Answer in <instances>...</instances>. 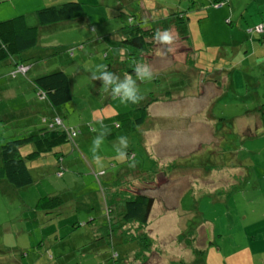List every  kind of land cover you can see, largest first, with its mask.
I'll return each instance as SVG.
<instances>
[{
  "label": "rangeland",
  "instance_id": "obj_1",
  "mask_svg": "<svg viewBox=\"0 0 264 264\" xmlns=\"http://www.w3.org/2000/svg\"><path fill=\"white\" fill-rule=\"evenodd\" d=\"M66 1L82 3L85 14L40 26L36 46L19 57L33 63L25 77L65 70L72 99L56 110L13 92L0 101V112L9 117L2 121L0 116V144L14 131L28 133L41 126L46 113L58 112L60 127L68 131L66 142L27 162L30 185L16 189L0 183V262L19 258L6 248L29 251L42 234L48 258L33 264H264V123L255 121L258 113L252 112L264 106V53L256 61L248 57L246 46L252 42L244 32L258 25L252 19L246 24L242 17L249 10L257 19L260 1L248 0L246 9L238 0L216 5L210 0H0V21L24 15L29 26L37 25L38 9ZM148 2L155 9L146 10ZM177 10L190 12L188 33L174 23ZM137 24L149 32V44L138 59L130 54L135 46L123 41ZM158 29L174 36L171 45L154 40ZM182 39L196 41L199 59L197 51L183 48ZM254 41L258 47L263 40L257 36ZM217 58L218 63H211ZM135 63L156 73L152 80H137L143 97L138 104L122 105L92 79L90 70L100 64L121 79L126 74L136 79L128 71ZM2 65L9 63L0 70ZM219 69L228 75L227 83ZM3 81L8 80L0 75ZM7 83L17 85L15 80ZM167 92L172 98L153 103L151 118L142 126L134 123V115L129 124L119 117ZM207 109L236 116L235 122L219 121L216 134L213 120L201 111ZM247 110L252 113L245 116L250 120L245 130L239 115ZM103 132L97 154L104 171L98 173L91 148ZM119 137H127L125 151L136 161L134 168L116 159ZM240 159L243 166H232ZM125 190H143L154 200L147 224H136L149 238V257L142 254L134 229L120 231ZM57 194L64 203L52 214L35 209L38 199ZM6 228L15 233H4ZM137 248L140 256L134 260ZM30 255L22 257L24 263Z\"/></svg>",
  "mask_w": 264,
  "mask_h": 264
},
{
  "label": "trees",
  "instance_id": "obj_2",
  "mask_svg": "<svg viewBox=\"0 0 264 264\" xmlns=\"http://www.w3.org/2000/svg\"><path fill=\"white\" fill-rule=\"evenodd\" d=\"M225 1L226 0H210L209 2L213 5H216ZM153 2H148L149 4L147 5L146 10L155 9L156 5ZM193 2L194 0H191V3ZM139 4L137 7H139ZM172 13H174L175 15L174 23L176 24V26L185 28V31L188 33L189 26L186 27L185 22H188L191 17V15H188L190 12H188V10L187 12L177 10ZM84 14L85 11L82 3L78 1H66L58 4H51L38 9L36 11L37 25L29 26L26 23L24 15L14 16L0 21V65L5 62L9 63V74L7 75L6 79L10 82L9 77L11 75L12 77L10 78L14 77L12 80H15V83H17L18 86H22L23 83L29 84L24 88H19V90L16 88L15 91H17L13 92L15 93V95L24 94L25 96H22L28 102H30V100H33L34 102L41 101V103H47V105H50L53 108L52 110H56L57 107L69 102L72 99L73 93L70 78L65 70L54 69L43 74L34 76L28 75V77H25L23 76V74L28 73L33 63L26 60L25 58L19 57V54L28 51L36 46L40 26L60 21L77 19L82 17ZM132 16L134 15L130 14L129 21L132 20ZM140 19V22H143L141 17ZM149 29L152 28L149 27ZM186 32L183 33L184 36L186 35ZM148 33L149 32L148 30H146L145 26L139 27L137 24L135 28L131 29L130 35L123 39L124 42L131 43L135 46L134 51L130 54L135 55L137 59L140 53L146 51L145 49L147 48V44H149V40L147 38ZM257 34H261V32ZM189 37L190 35L187 34L186 38L189 39ZM194 42L196 41L194 40ZM195 45L197 46L196 43ZM198 48V46L195 49L193 48L191 52L196 53L197 51V58L199 59L198 51L200 49ZM220 59L221 58H217L211 61V63L216 64ZM186 61L189 62L188 64H192L193 62V60L191 61L190 58L188 60L186 59ZM135 65H133L132 68H129L128 71H132L134 73ZM199 67L202 68L204 67V65H199ZM210 68L213 72L214 68ZM219 71L221 75L223 73L224 75H226L225 82L227 83L228 75L222 69H219ZM219 81L220 80L218 79L216 82ZM7 82H0V94L2 95L0 97L1 102H3L4 99H7L6 97H8V92L5 91L10 87V85H8ZM1 84H5V86H2ZM27 88L29 90H27ZM217 93L218 92H216L215 96H217ZM170 98H172L171 92H167L165 95H154L149 98V101H146L143 104L138 105V107H135L131 113H128L127 115H118H121L119 117H121V119L128 124L132 121V115H134V123L136 125L142 126L146 120L151 118V113H153L152 111H154L151 108L152 104L158 101H169ZM30 105L31 104H29V106ZM18 110L20 109H17L16 112ZM201 111L204 112L203 116L207 121L212 122L213 120L214 126L218 125L219 121H221L222 123L235 122L236 116H228L225 114H222V116L216 115L214 113V110L213 112H211L208 111V109ZM16 112L14 113L15 115ZM248 112H250V114L252 112L258 113L257 117L254 115L255 121L260 122V124L264 123V106H261L258 109H253L252 112L251 110H247L245 113H243L244 115L239 116H247ZM57 113L52 112V114H41L43 121H39L38 123L42 125L34 128L33 131H28V133H25L26 131L21 133H17L16 131H14L15 134L6 135V137H3V139H7L0 144V183L7 182L16 189L30 185L33 182V179L30 173V169L27 166V162L36 160L41 155L50 152L53 148L60 146L68 140V131L60 127L62 119ZM2 114L4 116L2 121L9 120L7 114L1 111L0 116H2ZM27 124L29 125L28 122ZM217 130L218 129L216 126L214 129V132L216 134ZM107 137L108 139H110L108 135ZM25 145H31L32 149L29 151H23L21 148ZM236 162L239 163V165L234 164L232 166L240 167L241 165H244L241 162V159ZM202 171H206V169ZM142 191L143 190H138L135 193H132L130 190H125L123 213H121L122 215L120 219V231L122 230L121 232L123 233V230H129L130 232L132 229H134V234H137L136 236L139 238V241H141L140 245L142 254H146L149 257L150 251L149 246L147 245V241L149 242V238L147 237V235H145L146 232L144 230L139 231L137 225L143 226L147 224L149 213L154 200L150 195L145 194ZM63 203L64 199L60 194L54 196H43L37 200L35 209L43 210L47 214H52L54 211L59 209ZM128 225L130 227H128ZM8 230L15 233L13 229L7 228L6 230H3V232L7 233ZM120 231L119 233H121ZM105 237L107 238L106 234ZM120 238L123 241L122 236ZM126 239L128 240L127 237ZM81 246L82 245H78L77 248ZM14 247L15 246H9V248L6 249L18 252L19 258H17V260L12 263L7 262L6 264H33L39 261L38 259L40 258V260H45L48 258L44 256V253L47 252L48 247L47 238L43 237L42 234L40 237H38L36 243L31 245V250L29 251H23V249L20 247H17L18 250H15ZM104 252H107L108 254V251L106 249L104 250ZM30 253L32 255H30ZM47 254L48 253H46V255ZM139 254L140 252L137 248L136 252L133 254L134 260H137V258L140 256ZM4 255L5 253H2L1 257H4ZM29 255L30 259H28V262L25 261L24 263V259L22 257L28 256L29 258ZM107 256L108 255H103V257ZM0 264L2 263L0 262Z\"/></svg>",
  "mask_w": 264,
  "mask_h": 264
},
{
  "label": "clouds",
  "instance_id": "obj_3",
  "mask_svg": "<svg viewBox=\"0 0 264 264\" xmlns=\"http://www.w3.org/2000/svg\"><path fill=\"white\" fill-rule=\"evenodd\" d=\"M154 40L158 43L171 45L174 41V36L168 30H157L154 36ZM172 49L169 48V51ZM92 79L101 81L102 91L109 92L113 99H118L122 105L127 106L128 104H138L143 97L139 93V88L137 85V80L141 82L149 81L155 78L156 73L153 72L151 67L145 63H138L135 65V77L133 79L131 75H125L121 79L118 75L107 70V66L100 64L95 66V70H90ZM95 130V129H94ZM105 133L103 135L96 136L93 139V145L91 151L93 153V160L97 165V172L103 173L104 167L102 163V158L97 154L98 150L103 144ZM119 148L115 147L117 152L116 159L120 163H127L130 168L136 166V161L131 159L126 154V149L128 147L127 137H119Z\"/></svg>",
  "mask_w": 264,
  "mask_h": 264
},
{
  "label": "crops",
  "instance_id": "obj_4",
  "mask_svg": "<svg viewBox=\"0 0 264 264\" xmlns=\"http://www.w3.org/2000/svg\"><path fill=\"white\" fill-rule=\"evenodd\" d=\"M238 1H241L244 5H246V9H248L247 7V3L249 2L248 0H238ZM256 1V0H255ZM257 1H260V5H262L260 11L256 12L258 13L257 16L258 18L256 19L254 17V14L253 12L249 13V10H248V14H244L242 17L245 19V23L246 24H249V20L252 19V25H263V29H262V32L261 34H257V32L253 31L252 32H248V31H245L244 34L248 35L250 38H251V44L249 46H246L247 50H248V54L249 56L248 57H253L254 58H251V61H256L259 59V56H261L262 53H264V0H257ZM147 15H148V12H147ZM189 15V14H188ZM206 15V12L204 14H200L199 18H205ZM149 19V17L146 19V21ZM157 24V21L155 22V25ZM145 26V25H144ZM188 26H191V25H188ZM145 28H148L147 26H145ZM185 29V28H184ZM252 29V28H251ZM256 33V34H255ZM257 36H259V38H262V44L259 45L258 47H256V42L254 40H257ZM195 39V37H194ZM183 40V48L184 49H188L190 47V50L192 51V49L194 48H197V46L195 45L196 42L193 41V43L190 41V40ZM180 40V41H182ZM192 40V39H191ZM238 43H241L240 41L237 42V45L236 47L238 48H241L240 45H238ZM187 44V46L185 45ZM186 47V48H185ZM193 47V48H192ZM3 66V65H2ZM4 68H2V70H0V75L1 76H4V77H7V75L9 74V66H3ZM32 68V67H31ZM224 74V73H223ZM14 78V77H13ZM13 78H10L9 77V80L10 82H13L14 80H12ZM17 78V77H15ZM11 87L7 88V90L5 92H16L15 89L16 88H24L26 87L27 85H29L28 83H23L22 86H15L14 83H11ZM27 90H29L27 88ZM249 125H250V120L249 119H246L245 116L242 117V124L240 126L241 129H249ZM242 162H245V159L243 158L242 159ZM243 166V165H242ZM250 166V165H249ZM244 173V171H243ZM250 174L249 172H247V174H245V177H249ZM264 176V174H263Z\"/></svg>",
  "mask_w": 264,
  "mask_h": 264
},
{
  "label": "built area",
  "instance_id": "obj_5",
  "mask_svg": "<svg viewBox=\"0 0 264 264\" xmlns=\"http://www.w3.org/2000/svg\"><path fill=\"white\" fill-rule=\"evenodd\" d=\"M262 29H263V25H258V26H255L254 31L255 32L257 31V33H260V31L262 32Z\"/></svg>",
  "mask_w": 264,
  "mask_h": 264
}]
</instances>
